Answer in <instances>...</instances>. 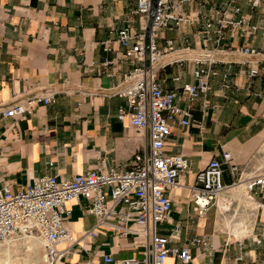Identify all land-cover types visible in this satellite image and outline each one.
Instances as JSON below:
<instances>
[{
    "label": "crops",
    "instance_id": "1",
    "mask_svg": "<svg viewBox=\"0 0 264 264\" xmlns=\"http://www.w3.org/2000/svg\"><path fill=\"white\" fill-rule=\"evenodd\" d=\"M205 1L195 0L185 10L192 15H212V2L202 5ZM241 5L252 24L262 21L263 8L253 12L248 0H241ZM135 8L136 0H0V107L32 94L53 91L57 96L55 103L38 105L26 118H0V187L9 185L18 191L47 173L72 178L90 168L126 169L136 152L146 151L149 134L139 132L129 119L119 120V106L127 100L110 95L111 88L138 64L117 41L120 29H139ZM200 27L198 22L165 29L159 45L164 46L165 38L178 41L182 31H188L191 44L199 48ZM108 40L109 50L104 43ZM228 40L236 47L248 44L263 49L264 29L248 36L237 30L234 35L229 33ZM84 46L86 51L81 54ZM175 57H162L160 64L167 66L160 69L159 77L165 79L163 87L175 90L184 105L179 98L181 86L193 81V65L170 64ZM226 59L235 62L218 65L219 75L213 79L208 95L216 107L203 116L202 100L193 105L194 118L202 122V127L197 123L188 128L173 125L166 150L191 160L190 172L181 177V183H191L194 174L212 157L222 159L223 150L230 151L233 161L244 169L264 167V62L260 75L248 88L247 66L236 63L244 58L236 55ZM226 71L235 82L228 91L229 99L223 97ZM176 76L179 80L173 79ZM49 160L54 162L53 168L47 165ZM225 179L230 181L227 170ZM169 193L173 207L165 222L169 225L166 232L182 226L180 240L171 246L189 245L200 235L214 246H191L193 260L189 264H264V237L261 244L255 237H248L242 245L233 241L226 246L227 235L214 232L213 225L207 232L205 219L193 213L188 187L179 186ZM259 198L264 200V194ZM86 203L80 200L68 204V224L77 236L96 224V217L86 211ZM261 220L264 222V212ZM133 241L131 235L120 236L110 227L99 228L96 236H87L80 246L72 247L63 264H106L103 254L116 258L138 255L140 249ZM169 262L176 263L177 259L171 256Z\"/></svg>",
    "mask_w": 264,
    "mask_h": 264
},
{
    "label": "built area",
    "instance_id": "2",
    "mask_svg": "<svg viewBox=\"0 0 264 264\" xmlns=\"http://www.w3.org/2000/svg\"><path fill=\"white\" fill-rule=\"evenodd\" d=\"M193 2L195 0H136L133 13L140 19L139 29L127 26L118 31L117 41L138 64L111 88L110 95L127 100L119 106L118 119H129L139 132L149 134L146 151L136 152L126 169L96 167L72 178L47 173L18 191L3 185L0 187V246L39 236L44 241L43 260L28 264H63L72 247L80 246L87 236H96L99 228L110 227L120 236H133L134 246L140 253L123 258L103 254L106 264H189L193 260L191 246H214L203 235L193 237L189 245L171 246L172 242L180 240L182 226L176 225L168 233L158 227L168 221L173 207L169 192L179 186L189 188V202L197 218L206 219L208 212L214 210L213 231L227 235L226 246L233 241L242 245L248 237H255L258 244L263 242L264 200L259 196L264 194V167L244 169L233 161L230 151L223 150L222 159L212 157L194 174L191 183L184 184L181 177L190 172L191 160L182 154L169 153L166 145L173 125L188 128L197 123L202 127V122L197 121L192 112L197 101L202 100L203 116L216 107L208 95L213 79L219 75L218 65L235 62L226 59L228 56L244 58L236 63L247 66L248 88L260 75L264 48L248 44L236 47L228 39L229 33L234 35L237 30L248 36L264 29V0H248L253 12L263 8L262 21L257 24H252L251 17L243 13L241 0H206L202 5L212 2V15L187 12L185 6ZM198 22L201 23L197 30L201 39L199 48L191 44L188 31H182L178 41L165 38L164 46L160 47L163 30L180 29ZM109 42H104L107 50ZM85 51L86 46L80 53ZM166 54L176 56L170 64L191 62L193 65V81L181 86L182 97L179 98H183L184 105L179 103L175 90L163 87L165 79L159 77L160 69L167 66L160 64ZM222 86L223 97L229 99L228 91L235 87L231 72L223 74ZM56 100L53 91L32 94L0 107V118H26L38 105L52 104ZM47 165L53 168L54 162L49 160ZM226 170L229 182L225 179ZM80 200L87 202L86 211L96 217V224L77 236L68 224L71 216L68 204ZM119 208H124L125 212ZM227 220L230 222L225 225ZM240 220L241 230L236 231L235 221ZM171 256L177 259L176 263L169 262Z\"/></svg>",
    "mask_w": 264,
    "mask_h": 264
},
{
    "label": "rangeland",
    "instance_id": "3",
    "mask_svg": "<svg viewBox=\"0 0 264 264\" xmlns=\"http://www.w3.org/2000/svg\"><path fill=\"white\" fill-rule=\"evenodd\" d=\"M215 219V213L212 209L210 212H208L207 217L205 219V225L207 228V232L211 231V227L213 225V221ZM241 221V220H240ZM238 221V223L240 222ZM200 222V221H199ZM229 220L224 221V224H228ZM161 230L169 231L167 227H169L168 224H160L158 226ZM23 240H19L15 244L7 245L6 247H10L11 249V255L13 257V264H28L29 262H40L43 258V246H42V254L39 256L38 254H35L32 250H28L26 246L22 243ZM19 247V248H17ZM15 248V249H14ZM30 251V252H29ZM1 252V250H0ZM40 257V259H39ZM29 260V262H28Z\"/></svg>",
    "mask_w": 264,
    "mask_h": 264
},
{
    "label": "bare ground",
    "instance_id": "4",
    "mask_svg": "<svg viewBox=\"0 0 264 264\" xmlns=\"http://www.w3.org/2000/svg\"><path fill=\"white\" fill-rule=\"evenodd\" d=\"M235 222L237 223V226L235 228V229H237L236 231L241 230L239 223L237 221H235ZM21 240H23L22 243L24 244V246H26V248H28V250H32L35 254H38L39 256H41V254H42V246H43V256H44V241L42 238H40L39 236L30 237V238L24 237ZM18 241L19 240H15L12 243L4 244V245L0 246V250H1V252H0V264H13L14 260H13V257L11 255V249L9 246L8 247H6V246L11 245V244H15ZM17 248H19V247H17ZM39 259H40V257H39ZM42 260H43V258H42ZM28 262H29V260H28ZM29 263H36V262H29Z\"/></svg>",
    "mask_w": 264,
    "mask_h": 264
}]
</instances>
